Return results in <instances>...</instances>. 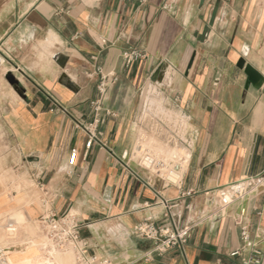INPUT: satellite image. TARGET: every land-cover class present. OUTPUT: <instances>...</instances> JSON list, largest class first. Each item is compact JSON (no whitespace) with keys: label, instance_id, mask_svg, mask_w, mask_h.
<instances>
[{"label":"crops","instance_id":"1","mask_svg":"<svg viewBox=\"0 0 264 264\" xmlns=\"http://www.w3.org/2000/svg\"><path fill=\"white\" fill-rule=\"evenodd\" d=\"M130 50L143 57L126 67ZM241 57L264 79V0H0V217L70 214L88 254L119 264H264V186L249 183L264 176V82L245 88ZM107 75V148L88 149L81 126ZM147 115L161 135L146 132ZM142 138L186 157L178 185L138 165ZM239 188L247 198L215 216L219 197ZM148 219L188 229L184 255H150L154 243L131 235Z\"/></svg>","mask_w":264,"mask_h":264},{"label":"built area","instance_id":"2","mask_svg":"<svg viewBox=\"0 0 264 264\" xmlns=\"http://www.w3.org/2000/svg\"><path fill=\"white\" fill-rule=\"evenodd\" d=\"M140 5L146 3V0H132ZM143 55L136 50H130L122 53L121 59L126 67L131 66L135 61L141 59ZM116 83V79L113 76H105L101 79L98 85L99 98L97 101L91 103L93 108V119L91 123L82 125L81 129L86 133L88 140L86 142V148H90L92 145L97 144L101 148H107L102 142V133L98 130L99 125L102 122V107L101 101L103 100L108 88ZM106 115H109L106 112ZM159 157V156H158ZM157 157V158H158ZM156 154L152 150H146L143 154L138 157V165L156 176L166 185L176 186L180 183L183 173V165L179 159L172 157L170 159H162V156L158 159ZM164 161V162H163ZM164 163L168 169L178 174V178L174 181L169 179L166 174H163L161 170L157 167L159 164ZM122 166L128 170L133 176L138 177V174L131 170L128 163H122ZM249 183L255 187L264 186V176L249 181ZM248 193L239 191L230 196L221 195L218 199L217 209L214 212L215 216H222L226 209L233 203L243 201L247 198ZM166 204V203H165ZM246 212L244 209L240 211V218L238 220V225L241 230V240L247 247L250 245V234L249 226L245 222ZM40 233L43 237L44 244L48 248H52L56 251H64L71 249L74 255L76 264H119L116 263L111 258L101 257L98 255H89L88 250L90 246L88 242L81 238L80 231L82 226L77 222V220L70 214L57 217L54 214L47 213L37 220ZM131 235L137 239L147 240L154 243L150 255L153 253L163 254L170 249H177L180 254L184 255V251L189 239V230H180L176 227L160 226L156 225L151 220H144L136 224ZM258 255V252H254ZM238 252L231 254V257L237 256ZM0 264H9V261L5 254V249L0 245ZM126 264V263H123ZM133 264V263H129ZM243 264H248V261H243Z\"/></svg>","mask_w":264,"mask_h":264},{"label":"rangeland","instance_id":"3","mask_svg":"<svg viewBox=\"0 0 264 264\" xmlns=\"http://www.w3.org/2000/svg\"><path fill=\"white\" fill-rule=\"evenodd\" d=\"M149 102L151 104H154L155 101L153 100H149ZM150 117V118H149ZM147 118H149L150 124H149V128L148 130H146V132H148L149 134L152 133H156L158 132L159 135H161V129L163 128V125L159 126V122H153V117L152 115H147ZM153 118V119H152ZM157 121V120H156ZM180 126H184V123L181 122L179 120V122H177V125ZM180 129V132L178 134V136L180 137L181 140H184V134H185V128ZM185 127V126H184ZM160 129V132H159ZM164 132V131H163ZM163 137V134L161 136ZM144 141V146H140L139 147V151L140 152H135V154L138 156H140L141 154H143L146 150H152L154 148H157L155 145H153L148 138H144L142 139ZM21 213H17L13 216V214L11 215H4L2 217H0V245L3 249H9V250H15L17 248H22L25 249L26 248V244L30 241H33L35 239H37L39 242H43V237L40 233V229L38 227V223L35 222L33 224H28L26 223V221H24V217L20 218L18 217V215ZM23 216V215H22ZM10 220V221H9ZM8 231H13V233L9 236L8 235ZM42 238V239H41ZM6 240V243H5ZM42 240V241H41ZM56 256H60V258H67L73 262V264L75 263V259H74V255L71 249H67L64 251H56L53 249V251L51 252V260L54 263V260L56 258Z\"/></svg>","mask_w":264,"mask_h":264},{"label":"bare ground","instance_id":"4","mask_svg":"<svg viewBox=\"0 0 264 264\" xmlns=\"http://www.w3.org/2000/svg\"><path fill=\"white\" fill-rule=\"evenodd\" d=\"M153 152L156 154V158L158 156L159 157L162 156L163 160L176 157L177 159H179V161H181L184 169V162L186 157L180 152L171 151L169 149H163L160 147L154 148ZM157 167L159 168V170H161L163 174H166L169 179L174 181L175 179L178 178V174L171 172L168 169V167L164 165V163L159 164ZM18 217L22 218L23 216L22 214H19ZM12 233L13 231H8L9 236ZM52 251H53L52 248H48L43 242H39L37 239H35L33 241L28 242L26 244L25 249L22 248H17L15 250L6 249L5 254L9 261V264H73V262L70 261L68 257L60 258V256H56L53 263L51 260Z\"/></svg>","mask_w":264,"mask_h":264},{"label":"water","instance_id":"5","mask_svg":"<svg viewBox=\"0 0 264 264\" xmlns=\"http://www.w3.org/2000/svg\"><path fill=\"white\" fill-rule=\"evenodd\" d=\"M204 3V0H201V4ZM216 12H217V7L213 10V14H212V18L211 20L214 21L215 16H216ZM192 61H193V57H191L187 69H190L191 65H192ZM55 62L58 64V66H60L61 68H64V64L66 62V58L62 55H57V57L55 58ZM236 67L240 70H242L246 76V83H245V88H248L250 86L254 87V88H260L264 82L263 77L261 76V74L256 71V69L246 63L245 58L241 57L239 59V61L236 64ZM6 81L9 83V85H11L16 91H18V82L16 81V79L10 74L7 75L5 77ZM63 86H65L67 89L69 90H74V85L67 79L66 75H62L60 77V81H59Z\"/></svg>","mask_w":264,"mask_h":264}]
</instances>
